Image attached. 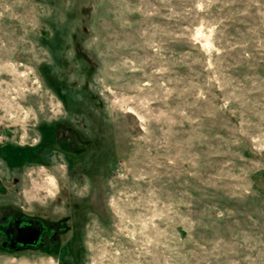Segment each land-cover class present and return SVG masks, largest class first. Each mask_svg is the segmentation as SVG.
I'll return each instance as SVG.
<instances>
[{"label":"rangeland","instance_id":"1","mask_svg":"<svg viewBox=\"0 0 264 264\" xmlns=\"http://www.w3.org/2000/svg\"><path fill=\"white\" fill-rule=\"evenodd\" d=\"M3 215L0 264H264V0H0Z\"/></svg>","mask_w":264,"mask_h":264},{"label":"flooded vegetation","instance_id":"2","mask_svg":"<svg viewBox=\"0 0 264 264\" xmlns=\"http://www.w3.org/2000/svg\"><path fill=\"white\" fill-rule=\"evenodd\" d=\"M12 215H3L0 219V249H12L14 251L35 249L44 242L42 236L45 227L38 226L29 220L9 219ZM54 231H49L48 238Z\"/></svg>","mask_w":264,"mask_h":264},{"label":"trees","instance_id":"3","mask_svg":"<svg viewBox=\"0 0 264 264\" xmlns=\"http://www.w3.org/2000/svg\"><path fill=\"white\" fill-rule=\"evenodd\" d=\"M54 235V234H53ZM53 237V236H52ZM52 237H49V239L51 240Z\"/></svg>","mask_w":264,"mask_h":264}]
</instances>
